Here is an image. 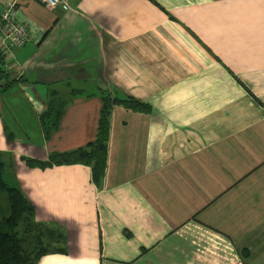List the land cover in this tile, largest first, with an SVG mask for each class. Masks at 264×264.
Segmentation results:
<instances>
[{
  "label": "crops",
  "instance_id": "0c3cea01",
  "mask_svg": "<svg viewBox=\"0 0 264 264\" xmlns=\"http://www.w3.org/2000/svg\"><path fill=\"white\" fill-rule=\"evenodd\" d=\"M8 1L30 39L5 57L15 81L0 91V159L35 220L65 235L66 251L37 264L263 255L264 0H0V11ZM101 91L148 110L112 107L99 186L89 165L27 162L94 140ZM52 96L65 106L48 131Z\"/></svg>",
  "mask_w": 264,
  "mask_h": 264
},
{
  "label": "trees",
  "instance_id": "16d2710c",
  "mask_svg": "<svg viewBox=\"0 0 264 264\" xmlns=\"http://www.w3.org/2000/svg\"><path fill=\"white\" fill-rule=\"evenodd\" d=\"M5 57L0 52V91H6L15 81L4 69ZM101 108L95 139L84 146L66 152H52L45 162L27 159L29 164H71L82 163L90 166L92 180L100 185L106 165V147L109 136L110 114L114 105H121L134 111H147L148 106L132 96L122 98L101 91ZM64 101L51 97L42 113V124L46 129L55 130L63 114ZM3 162L0 159V264H37L47 253L65 252V235L58 226L38 222L34 207L22 190L8 184L2 177ZM1 198L2 202L1 203ZM247 257V248L238 251Z\"/></svg>",
  "mask_w": 264,
  "mask_h": 264
},
{
  "label": "built area",
  "instance_id": "2783aa9c",
  "mask_svg": "<svg viewBox=\"0 0 264 264\" xmlns=\"http://www.w3.org/2000/svg\"><path fill=\"white\" fill-rule=\"evenodd\" d=\"M44 6L53 8L61 6L62 9H68L65 0H35ZM15 1H8L0 11V52L6 57L10 54L11 49L24 45L30 35L26 25L16 18ZM5 59V67H7Z\"/></svg>",
  "mask_w": 264,
  "mask_h": 264
},
{
  "label": "rangeland",
  "instance_id": "374dc122",
  "mask_svg": "<svg viewBox=\"0 0 264 264\" xmlns=\"http://www.w3.org/2000/svg\"><path fill=\"white\" fill-rule=\"evenodd\" d=\"M3 171H4V173H3L4 178L8 180V183L11 184L12 182H11V180H9V178H8L9 173H11L10 167L4 166ZM1 203H3V202H2V198H1ZM256 251H257V250H256ZM212 252H214V251L211 250L210 253L212 254ZM212 255H213V254H212ZM212 255H211V256H212ZM260 255H261V256H255V258L253 259L254 261H252L251 255H249L248 258H247V257L245 258V261H247L246 264H264V261H263V262H260L261 259L264 260V252H263V255H262V252L260 251ZM232 257H233V256H232ZM232 257H231L230 254H229V256L227 257L228 260H229V262L232 261V260H231ZM238 258H239V257H238ZM212 260H214V259L211 258V261H212Z\"/></svg>",
  "mask_w": 264,
  "mask_h": 264
}]
</instances>
